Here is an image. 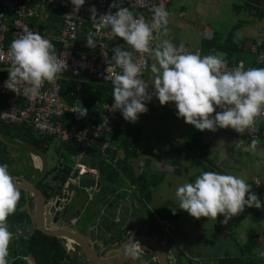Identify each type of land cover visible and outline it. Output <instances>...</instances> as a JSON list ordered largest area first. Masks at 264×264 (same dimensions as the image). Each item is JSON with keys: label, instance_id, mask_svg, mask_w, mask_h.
I'll list each match as a JSON object with an SVG mask.
<instances>
[{"label": "clouds", "instance_id": "9594fccd", "mask_svg": "<svg viewBox=\"0 0 264 264\" xmlns=\"http://www.w3.org/2000/svg\"><path fill=\"white\" fill-rule=\"evenodd\" d=\"M70 3L74 6L73 13H78L85 0H70ZM89 11L96 32L110 29L114 37L132 49L117 46L112 49L110 60L105 57L106 79L113 85L111 111H119L126 121L135 123L139 114L147 112L146 101L153 95L161 106L174 104L178 118L201 132L232 129L243 134L264 115V68L244 70L240 65L228 70L226 59L221 55L201 57L198 53H186L183 44L177 48L168 39L152 47L153 39H159L161 31L164 35L168 33L169 13L162 5L154 9L151 23L142 16L135 17L125 7L99 17L94 6ZM94 35L90 32L86 38L89 48L96 47ZM134 52L149 54L154 61L150 66L154 74L153 93L147 91L149 86L141 78L145 63L134 62ZM9 59V76L4 87L28 98L38 96L45 83L54 84L66 66V61L56 55L52 42L27 27L11 42ZM73 112L83 118L88 110L79 106ZM258 143L253 139L245 150L255 153ZM175 197L178 208L191 217L217 220L223 216L224 224L243 213L246 207H264L248 182L218 171L201 172L194 183L177 187ZM20 198L8 166L0 164V264H8L9 244L14 238L8 228V217L15 214ZM129 241L126 254L136 258L141 245L138 241Z\"/></svg>", "mask_w": 264, "mask_h": 264}, {"label": "crops", "instance_id": "0c3cea01", "mask_svg": "<svg viewBox=\"0 0 264 264\" xmlns=\"http://www.w3.org/2000/svg\"><path fill=\"white\" fill-rule=\"evenodd\" d=\"M168 13V33L164 35L161 31L157 43L168 39L174 46L183 44L190 51L200 49L201 57L215 52L227 61L243 60L246 70L259 68L249 52V46L256 40L264 39V0H172ZM205 28L212 31L211 40L203 39ZM204 40L207 41V54L203 52ZM153 62L151 58L148 80H153L154 77L150 70ZM81 80L82 83L87 80L98 84L90 79ZM82 100L88 111L95 101L114 102L112 96L111 101L95 99L87 104L83 98ZM146 107L148 111L139 114L135 123L126 121L120 113V122L114 126L115 138L126 135L138 137V141L132 145L136 155L127 159L129 176L121 174L118 178L123 194L116 193L131 201L126 212L134 210L136 215L143 216L150 212L157 219L160 213L172 214L173 220L166 223L160 221V228L177 230L181 239L189 243L183 248L191 258H195L192 255L196 254V245L213 244L217 240L222 248L229 250L217 259V264L222 259L238 257L246 261L250 259L253 262H264V207H246L243 213L224 224L223 216H219L217 220L203 217L197 220L191 217L178 208L179 202L175 197L177 187L184 183H194L201 172L218 171L244 179L264 204V122L255 127V139L259 143L253 153L245 150L253 139L232 129L201 132L185 123L183 118H178L173 105L161 106L159 102L146 101ZM115 140L112 139L110 156L120 161L124 157V150ZM99 164L100 162H93L98 171ZM138 177H144L152 183L149 187L147 211L140 208V195L136 191V185L132 183ZM256 182L260 185L257 186ZM111 184L116 185L114 182L107 183V186L111 188ZM103 203L109 205L107 201ZM84 207L85 204L79 214L84 212ZM28 208V214H31L32 199H28ZM103 212L105 211L102 214ZM98 219L99 216L94 217V220ZM144 222L149 224L148 220ZM247 246L253 247L250 254L245 253Z\"/></svg>", "mask_w": 264, "mask_h": 264}, {"label": "built area", "instance_id": "2783aa9c", "mask_svg": "<svg viewBox=\"0 0 264 264\" xmlns=\"http://www.w3.org/2000/svg\"><path fill=\"white\" fill-rule=\"evenodd\" d=\"M171 1L85 0L79 12L73 13L74 6L70 0H0V123L26 126L38 136L56 139L59 143L74 148L73 168L56 196L60 204L65 202L64 196L67 195V191L77 185L81 176L89 175L91 179L98 182L100 173L93 162H103L115 168L118 161L110 156V151L113 149L114 126L120 122V112L111 111L113 103L95 101L94 106L83 118L73 112L79 106L87 109L80 96L81 79L93 80L112 90L111 81L106 79V58L109 59V54L113 53L112 49L117 46H124L125 50L132 51L122 39L114 37L110 29L96 32L95 22L91 20L89 9L94 6L99 17L108 12L115 13L119 8L125 7L135 17L142 16L146 22L151 23L154 9L162 5L168 11ZM25 27L33 32H39L45 39L50 40L56 55L66 61V66L55 83H45L40 94L35 98L17 95L4 87L9 76L7 69L10 67V44L19 38ZM90 32L95 33L93 39L96 47L94 48L86 46V38ZM203 39H212L211 29L203 30ZM156 43L157 39H153L152 47H155ZM179 46L176 47L179 48ZM184 51L200 55L198 48L190 51L184 47ZM249 52L254 56L259 68H264V39L253 42L249 46ZM133 58L134 62L145 63L141 78L149 86L147 91L153 93L154 89L151 86L153 80L147 79L151 56L134 52ZM226 62L228 70H233L240 65L246 70L243 60H226ZM115 71L119 72L120 69ZM150 101L159 102L155 95ZM170 105L175 107L174 104L170 103ZM217 111L221 109L217 108ZM260 122H264V115L257 118L255 125L242 135L248 139H255V127ZM256 184L260 185L259 182ZM88 191L98 190L90 188ZM89 201H92L91 195H89ZM48 204L52 205L54 201ZM62 209L61 205L54 212H61ZM76 223L77 219L71 217L69 224L74 226ZM69 224L64 226L68 227ZM164 229L160 231L162 237L160 243L163 247L167 246V229ZM24 232L12 233L15 237ZM56 239L60 240L61 244H65L64 251L67 255L75 256L79 262H86L72 239L65 237ZM140 245V254L136 258L128 255L124 264H157L153 251L144 244L140 243ZM117 246L118 243L114 242L112 245L100 247L99 255L107 251V248ZM171 249L169 247L167 254L173 256ZM140 255L147 256L148 259L140 262L137 260ZM115 258L113 256L111 260ZM25 261L29 263L27 258ZM169 264H174V259L170 260Z\"/></svg>", "mask_w": 264, "mask_h": 264}, {"label": "water", "instance_id": "95a60500", "mask_svg": "<svg viewBox=\"0 0 264 264\" xmlns=\"http://www.w3.org/2000/svg\"><path fill=\"white\" fill-rule=\"evenodd\" d=\"M0 142L11 149H23L22 146L14 144L13 142H8L1 134ZM30 150L40 160V165L37 168L39 170V175L30 180L19 176H13V178L19 190L24 192L26 200L29 198L33 201V208L30 209L31 214H28L30 217L31 230L38 231L48 237H65L72 239L82 253L86 264H124L128 256L126 254V245L131 239L150 248L156 257L157 264H168V260H171L173 256H180V249L176 245H173L174 248L172 247L171 249V253L174 255L167 254L166 252L169 247H163L157 236H149L152 231V223L146 225L144 223V217L136 215L134 210L125 212L127 218H113L112 214L103 212L100 219L94 220V224L91 225L85 233H79L74 226L69 224V222H66L72 189L67 191V195L64 196L65 202H63V204H60V201L56 200V196L60 190L57 187L59 185H55L52 189L48 188V190L51 191V194L49 198H46L43 191L37 187L38 183L44 179L47 173L45 156L38 148H30ZM90 188L99 190L100 183L95 182L89 175L81 176L77 185L73 186V189H81L85 191H88ZM104 191L109 193L110 187L106 186ZM53 201L54 204H48ZM130 204L131 201L128 200L126 206L128 207ZM61 205L63 206L62 211L54 212L55 209ZM111 206L112 205H109L108 208H111ZM26 209H29L28 200L26 201ZM119 210L123 211L121 206L116 207V211ZM15 214L8 217V225H11L16 219ZM135 220L138 222L135 223ZM66 224H69L70 226H64ZM103 232H108L109 236L106 237L103 235ZM133 232L139 234H134ZM93 241L94 244H92ZM106 242L108 243L106 244ZM114 242L118 243L117 247H109V249L101 256L99 255L100 247L112 245ZM61 246L63 250H65V244H61ZM113 256L116 258L111 260Z\"/></svg>", "mask_w": 264, "mask_h": 264}, {"label": "trees", "instance_id": "16d2710c", "mask_svg": "<svg viewBox=\"0 0 264 264\" xmlns=\"http://www.w3.org/2000/svg\"><path fill=\"white\" fill-rule=\"evenodd\" d=\"M210 45H212V43H210ZM211 54H215V52ZM112 55L113 53L109 54V59H111ZM82 84L83 85L81 89V96L87 102V104L94 101L95 99H99L101 101L103 100L105 101L106 99L110 100V96H112V90L103 85L92 83L87 80L83 81ZM0 134L8 142L17 141L26 147L38 148L42 153H44V150H46V146H42L41 141H44L46 143L47 141L53 139V138H45L42 136H38L26 126L7 125L4 123H0ZM113 139H116L119 147H121V149L124 150V157L122 160L116 163L115 168L109 166L108 164H104L103 162H100L98 169L100 174L107 181V183L117 182L121 174L125 176H129L128 175L129 166H127V159H129L130 157H135L136 153L132 150V145L138 141V137L135 135L133 137L126 135L116 138L115 136H113ZM61 145H62L61 150L66 155L69 156V159L65 163L58 164L55 170L56 173L54 174L52 179L53 181L60 182V184L63 185L73 168L72 158L75 150L72 146H67L65 144H61ZM9 149L10 148H8L7 146L3 145L0 142V164H6L8 166V171L10 175H12V177L19 176L21 175L22 171L13 170V161L15 160L13 158H10L8 153ZM47 174L48 172L46 173L45 177L47 176ZM28 176L27 179L31 177ZM132 183L136 185V191L140 195L139 198L140 208L142 210L147 211V202L149 201L150 198L149 187L152 185V183L148 182L144 177H138L135 180H133ZM46 185L47 184L42 185V181H41L38 183L37 187L42 188ZM110 191L113 192L111 188ZM20 193H21V198L17 205V210L15 214L16 219L12 222L11 225H8L9 231L11 232L19 231V230L15 231L14 229L15 225L24 226L30 224V217L26 209V201L29 198H27L26 200L24 192L20 191ZM49 195L50 194H45V197L47 198V196ZM163 213L159 214L158 216L159 220H158L156 217H154L153 214L148 212V216L150 217L149 218L150 222H152V225L157 230L161 229L160 227L162 223L160 221H164L166 223L167 221L173 220L172 214L169 213L168 215H165ZM28 230H29L28 232H24V234L22 235L15 236L10 242L8 249L9 254L8 257L6 258L8 264H86V262L77 261L75 256L67 255L61 246L60 240H57L56 238L53 237L45 236L38 231L31 230V228ZM252 248L253 247L247 246L245 248V253L250 254ZM242 256L244 257V255ZM25 258H27L29 263H26ZM246 263L253 264L254 262L250 259L249 260L247 259L246 261L244 258L241 257L222 259L219 262V264H246Z\"/></svg>", "mask_w": 264, "mask_h": 264}, {"label": "rangeland", "instance_id": "374dc122", "mask_svg": "<svg viewBox=\"0 0 264 264\" xmlns=\"http://www.w3.org/2000/svg\"><path fill=\"white\" fill-rule=\"evenodd\" d=\"M206 40H204L203 46V52L207 54L206 52ZM233 59L235 58V54H233ZM14 144H17L19 146H22V150H16V149H9L8 153L10 158H13L15 161H13V170L14 171H22L21 175L27 179V176L32 178H36L39 175V170L35 167L33 156H36L29 147H26L22 145L20 142H13ZM42 146H46V150H44V156L45 161L47 164V176L42 180L43 184H51L53 183L52 177L56 173V168L58 164L65 163L68 161L69 156L66 155L62 150V145L56 140L51 139L50 141H47L46 143L44 141H41ZM30 160V162H29ZM13 171V172H14ZM28 178V179H30ZM98 182L100 183V189L98 191H85L81 189H72L71 198L69 202V211L66 215V222L68 223L71 217H75L77 219V223L74 225V228L79 233H85L91 225L94 224V217L95 216H102V211L107 212L108 214H112L113 218H127L126 211L127 210V200L124 196V201L117 202L114 201V199H110V201H113V204L111 208H108V205L104 204L103 197H109V193L104 191V188L107 186V183L105 179L100 175ZM116 185L111 184V189L113 191H117L122 193L120 191V179L115 182ZM89 194L92 196V201H89ZM123 194V193H122ZM121 194V195H122ZM85 204V210L82 214H79L78 212L81 211V208ZM121 206L123 211H116V207ZM125 208V209H123ZM102 210V211H101ZM31 224L19 226L15 225L14 229L24 232L26 229H30ZM164 231L165 229L162 227L161 229ZM160 230V231H161ZM168 241L170 243H176L180 248V256L182 259L181 264H217V259L223 255V253H227L229 250L225 247L222 248L220 246V242L215 240L213 244H204V245H196L194 248V251L196 252L194 256L195 258H191L189 254L185 251L184 248H186L189 243L186 240L181 239L180 234L175 230L174 228H170L169 231H166ZM184 247V248H183ZM109 249V248H107ZM231 251V250H230ZM147 256L140 255L137 260L140 262H143L147 260ZM193 259V260H192ZM196 259V260H195ZM261 261H263L261 259ZM256 264H259L258 262H254Z\"/></svg>", "mask_w": 264, "mask_h": 264}, {"label": "flooded vegetation", "instance_id": "af4514ba", "mask_svg": "<svg viewBox=\"0 0 264 264\" xmlns=\"http://www.w3.org/2000/svg\"><path fill=\"white\" fill-rule=\"evenodd\" d=\"M19 177H23V178H25L24 176H22V175H19ZM31 179V178H30ZM29 179V180H30ZM53 183H51L50 185L49 184H47L46 186H44V187H42V188H40L42 191H43V193L44 194H51V191L50 190H48V188H53L55 185H59V186H57L58 187V189H60V187H61V184H60V182H57V181H52ZM50 196V195H49ZM49 196H47V198H49ZM109 196H110V198L109 197H103V201L104 202H106L107 201V203L109 204V205H112L113 204V201H110V199H114V201H116L117 200V202H119V201H124V197L123 196H118V194L116 193V191H113V192H109ZM127 201H128V199H126ZM130 201V200H129ZM108 205V206H109ZM127 205V204H126ZM141 216H143V215H141ZM144 217V221L145 220H148L149 221V223H152V222H150V217L148 216V214H146V216H143ZM136 222H138L137 220H135V223ZM145 223V222H144ZM134 234H139V233H135V232H133ZM103 235H105L106 237H108L109 236V233L108 232H103ZM153 235H155V236H157L158 238H159V241H161V239H162V237H161V234H160V230H157V229H155L154 228V226H152V231H151V233L149 234V236H153ZM103 238V237H102ZM108 242H106V244H107ZM173 245H176L177 246V244L176 243H170L169 241H168V238H167V246H165V247H173L174 248V246ZM167 253V252H166ZM174 259V264H181L182 263V259H181V256H177V257H175V256H173V258L171 259V261ZM169 261L170 260H168V264H169ZM189 264H190V262H189ZM246 264H249V263H246ZM253 264H256V263H253ZM259 264H264V262H261V263H259Z\"/></svg>", "mask_w": 264, "mask_h": 264}, {"label": "bare ground", "instance_id": "6f19581e", "mask_svg": "<svg viewBox=\"0 0 264 264\" xmlns=\"http://www.w3.org/2000/svg\"><path fill=\"white\" fill-rule=\"evenodd\" d=\"M35 167L38 168L40 165V160L37 156H33Z\"/></svg>", "mask_w": 264, "mask_h": 264}]
</instances>
